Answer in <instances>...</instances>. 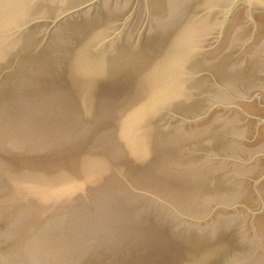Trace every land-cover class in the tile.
Returning <instances> with one entry per match:
<instances>
[{"label": "water", "instance_id": "obj_1", "mask_svg": "<svg viewBox=\"0 0 264 264\" xmlns=\"http://www.w3.org/2000/svg\"><path fill=\"white\" fill-rule=\"evenodd\" d=\"M0 264H264V0H0Z\"/></svg>", "mask_w": 264, "mask_h": 264}]
</instances>
